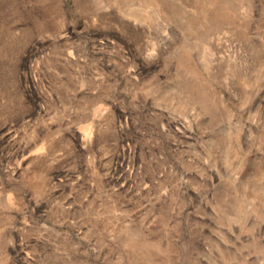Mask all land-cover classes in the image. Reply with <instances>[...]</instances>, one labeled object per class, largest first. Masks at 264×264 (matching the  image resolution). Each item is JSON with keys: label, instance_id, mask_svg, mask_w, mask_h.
Wrapping results in <instances>:
<instances>
[{"label": "rangeland", "instance_id": "1", "mask_svg": "<svg viewBox=\"0 0 264 264\" xmlns=\"http://www.w3.org/2000/svg\"><path fill=\"white\" fill-rule=\"evenodd\" d=\"M0 264H264V0H0Z\"/></svg>", "mask_w": 264, "mask_h": 264}]
</instances>
